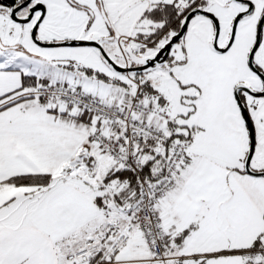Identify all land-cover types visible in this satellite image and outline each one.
<instances>
[{
    "label": "snow or ice",
    "instance_id": "snow-or-ice-1",
    "mask_svg": "<svg viewBox=\"0 0 264 264\" xmlns=\"http://www.w3.org/2000/svg\"><path fill=\"white\" fill-rule=\"evenodd\" d=\"M0 264H264V0H0Z\"/></svg>",
    "mask_w": 264,
    "mask_h": 264
}]
</instances>
